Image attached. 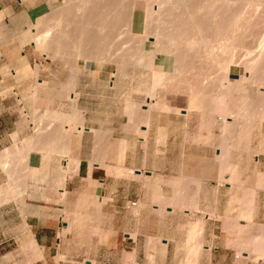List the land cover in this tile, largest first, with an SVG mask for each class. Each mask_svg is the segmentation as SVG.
Returning <instances> with one entry per match:
<instances>
[{
  "label": "rangeland",
  "instance_id": "obj_1",
  "mask_svg": "<svg viewBox=\"0 0 264 264\" xmlns=\"http://www.w3.org/2000/svg\"><path fill=\"white\" fill-rule=\"evenodd\" d=\"M147 1L146 0L141 1L140 5H137V3H135L133 0H128L125 2V4L127 5H131L132 3L137 5L136 7L137 9L134 14L135 15L134 26L132 27V19L128 21L129 23L128 22L122 24L115 23L116 27L114 28V32H113L115 33V35L111 33L112 39L109 40V43L111 46L117 45V47L113 46L114 48H110L109 45L104 46V48L106 47L104 49L106 50L104 51L106 55H104L103 53L104 56L102 55V57L101 54L100 55L98 54L99 53L98 50L95 51L94 47L98 48L96 46L93 47L89 46V49L91 47L94 49L93 50L91 48L92 51L91 53L94 54H90V58H85L83 56L79 57L78 55V59H77V56L73 51L74 47L71 46L68 47L69 50L66 49L65 52L63 51L64 53L62 54H59V51H57L56 54L58 55L54 53V50L56 51L55 47L51 46L47 49V51L51 49L47 53L44 47L32 43V38H31L32 28L47 30L50 27L52 28L53 26L52 28L53 32H57V30L63 31L65 27L67 29V30L65 29L66 31H68L70 27V30L68 31L70 32L72 31L71 29H74L76 27L75 30L79 29L77 30V32L79 31V34L76 33L79 36V37L77 36V40H79L80 33L81 32L83 33V30L85 28L81 29L79 26L80 24L76 25V23H74L73 21L72 22L74 25L72 23H69L71 21L65 19L63 16L61 17V15H63L64 13H68L69 15H71L70 13H72L71 15L72 18L73 15L78 16L79 14L80 17L78 16L77 18H81L82 14H83L82 17L83 16L94 17L96 15H99L101 10V7L98 6V4L96 6L99 8L93 6L89 9L88 7L84 6L86 8L83 7V10L85 9L86 10L83 13L82 8H80L81 11H79L80 9L78 8L79 10H77V8L75 7L77 12L72 10L74 7L72 9L70 7L68 8L67 5L69 3V0H60V3L51 11V13L46 15V17L45 16L42 17V19L44 18L43 19L44 21H42V19L41 20L38 19L36 21L37 25L40 24L41 28L40 26H37L35 22L34 24H30L27 29L15 31L10 29V27L6 24L4 20L0 23V65L2 64L5 66L4 70H6L7 76L11 78L10 81H13L11 84L8 85L7 93H9L12 97H14L15 100L20 99V102H26L27 111H26V115H23L25 119L24 120L25 124L28 125L30 122L32 123L34 122V124H37L36 138L39 140L37 145L38 144L40 145L42 151L44 150L49 151L48 152L49 157H45L44 159L51 161L49 163L53 162L54 164L55 160H59V159L60 161L63 160L66 152L65 149L66 150L68 149L67 147L70 146L71 140L74 145L75 144L74 139H77L76 135L79 136L83 133V132L79 133L76 129L78 122L77 124L76 123L70 124L73 111L76 110V108L75 107L73 108L68 103L69 101L71 102L73 100L70 98L69 90L65 88L64 83L56 82L55 85H58V88H56V93L50 92V88H49L51 85L50 83H44L43 85L39 84L38 79H40V77L38 72L44 70L45 68H49L48 63L51 60L54 61L53 69L60 71L61 74L64 73V71H68L73 75H76L77 72L80 71V69L86 68L85 67L86 65L87 68H93V69L104 68V70H106V72H109V74L112 75L113 73L112 76L114 77L113 79L115 81L114 83H116V87H115L116 90L110 93L109 100L114 102L119 101L122 104V107H124V110H122V114H123L122 121L129 120V122L132 123V115H129L127 112L128 111L127 103L132 102V99L135 98L137 100L138 97V100L136 101V106L141 111L143 105L147 104L148 96H151L150 93L153 90L152 93H154L155 95L154 97L156 98V101L160 104L154 107L151 112H154L155 114H163L164 116L162 118L163 121L164 118L167 116H169L171 120L172 119L175 120L176 117H180L181 120L184 119L181 121V124L183 125L186 124L188 126L187 128L189 131L194 129L196 132L198 127L199 134L195 133L193 135L195 137L194 138L195 143H199L201 146H203L202 144H204L206 147H211L216 149L217 177H216V181L212 182L211 184L199 182L200 186L197 189L196 185L199 184L198 183L196 184L194 182H198V181H194L188 178L185 179H171L169 177L162 178L160 175H155L150 182H148L150 180L149 178L142 176L146 181L143 183V185L141 182H138L137 188L135 190H132V185H131L130 194L133 196L135 200V202L133 203L131 202L130 204H128V207H131L129 208L131 214L127 215L126 213V215L123 218H121V221L117 225L120 226L121 229L125 230L126 232L128 231V228H130L133 231V233L139 232L141 234L140 238L137 241L138 249H139L138 256L136 255L135 252H133L134 246L132 245V253L124 252L123 247H121L120 250H115L114 252L111 253L108 252H101V253L92 252V253H76V254L74 253L72 255L73 257L58 255L55 258V264H199L200 262H204L208 260L206 246H209V243L207 242L205 237L206 233H208V225H206L205 217L209 214L212 215L213 217H216L217 219V222H215L217 226L216 229L217 234H219V232L221 233V231L225 232V230H231V232H234L235 230L240 229L238 233L240 236L239 239L243 244V246L246 247L245 248V250H247L246 253L250 252L248 253L250 255V258L244 259L243 256L247 257L245 255H242L245 252L239 253L240 254L239 256L241 258L240 260L239 259L237 260L238 262L236 264H242V262H244L245 264H252V263L254 264L258 262L264 254V252L261 253L262 250L264 251V225H262L264 223V176H263L264 175V110L261 109L262 99L260 98L258 99V97H260L259 96L260 91H257L253 86H249L250 84L248 83L246 76L243 77V68H235V67L232 68V71L228 74V80L231 81V83L235 84L236 86L239 85L238 87L236 86L233 87L234 91H232V94L234 96L232 95V97L235 98V100H237L236 101L237 103H241V105H243V102L241 101L243 96L244 98L246 99L248 98V100H251V103L249 104L250 108L245 120L241 121L240 120L241 118L239 117H238L239 120L237 119L229 120V122H233V123L231 124L232 128H230V125H229L230 129L227 128L228 134L222 132L220 127L222 118L216 117V114L214 112L213 113L205 112V114H203L202 111L196 110L194 112L189 113V115L186 116V112L184 111H177L174 109L173 110L164 109L165 108L164 105H170L172 107H176L181 110L189 108L190 106L189 96H188L189 94H187L186 92L184 96H180V94H183L180 90L189 89V85L190 86L191 84L192 86L194 85L193 80L197 78L196 76L197 74H195L196 73L195 71L198 72L199 70L198 75L200 74L201 63L204 62V60H202L201 58L205 59V61L206 58H204L203 56L201 58L199 57V59L203 61L200 64H199L200 61L198 59H197L198 62L197 60L195 61V63L199 65L198 67L195 65V63L193 65L187 64L188 65L187 69H185L186 68L185 67L184 68L185 72H184L183 70H180V67H178L179 65L178 62L176 63L175 56H173L171 53L170 54L167 53L170 56L168 59L167 55L160 52L158 53L156 52L155 57L159 55V60L156 63L154 62V65L152 66L153 71H157L158 73L163 69V71L169 72L170 75L172 74L174 77V78L172 77V79L175 80L172 83L171 82L172 80L171 81L167 80L168 78H165L167 81L162 79V81H160V83L156 85V88H154V84H155L154 76L156 74L155 73L152 74V69H150V67L146 63L147 60H145L146 62H144L145 63L144 65L138 64L137 61L134 62L132 61L133 63L132 62L123 63L121 61L122 57L127 55L131 57L135 45L138 44L139 39H141L139 34L143 29V11H144V7H146ZM162 1L163 0H158L157 7L161 5L160 2ZM208 1H210L211 4L212 2L217 3L218 1L226 2V0H208ZM230 1L231 4L234 3V5L238 7L239 5H241V1L243 0H228L227 4H229ZM238 1L240 4L238 3ZM260 1L264 2V0H260ZM191 2L195 5H198L199 3L203 4L202 0H191ZM154 3L157 4V1H154ZM201 4H199L198 6L201 7ZM161 6L163 10L162 12L164 14L161 13L160 18L162 17L161 19L163 20L166 17L164 16L165 15L164 11L166 7H164V5ZM118 9H122V8L120 7ZM200 9L202 10V7L201 8L198 7V9H196L199 10V14L202 13L203 11V10L201 11ZM116 13L117 12L115 13L113 12L112 14L113 19L114 17H116ZM130 14L132 15V13ZM52 16L54 17V19H50L52 18ZM59 21H61V23ZM50 22L52 25L51 24L49 25ZM57 24L58 26H54ZM68 24L69 26H67ZM54 28L56 29V31L54 30ZM75 30L73 31L76 32ZM106 30L110 31L108 28ZM98 31L99 30H97V32ZM261 31H260V35H261ZM120 35L121 36L124 35L125 42L124 41L121 42L122 38H120L121 39L120 41H117L119 38V37L117 38V36ZM52 36L53 34L49 37L48 41H50ZM262 36H264V34H262ZM262 36L260 38H263ZM151 40L152 39H150L145 43L144 45L145 50L153 49V45H152L153 40L152 41ZM133 41L135 42L133 43ZM222 41L224 42V44H226V39L225 41L224 40ZM106 42H108V39ZM107 47L109 48L108 50ZM236 50H238L236 52L237 57L238 55L242 56L241 54L243 53V50L239 48H237ZM125 52L127 54H125ZM43 53L44 54L47 53V54L44 55ZM1 59L5 61H1ZM39 59H42L44 61V66H42V69L39 67L37 75H35L36 74L35 69L38 67L37 63H39L35 61ZM11 63L14 64V67H11L10 65ZM16 63L20 64V69H18L17 66L15 67ZM175 65L178 67V69L176 68ZM194 65L195 67H193ZM188 67H193V70L196 69L194 71L195 73L193 72L192 74V72H190L192 69L190 70V68ZM259 67L260 65L258 64L257 68ZM197 68L199 69L197 70ZM209 68L211 70V67ZM209 68L206 67L207 70H209ZM188 69L190 70L188 74L191 75H187L188 71L186 72V70ZM205 71L206 70H204V72ZM21 73L26 74L29 80L23 81ZM210 76L211 78L213 77L214 80L215 78L218 77V76L215 77V74L214 76L213 74H211ZM197 79L195 80L196 82L199 81V79L198 80ZM187 80L190 82H187ZM74 81L75 78L73 80V83ZM183 83L185 85H183ZM188 83L189 85H187ZM240 84L243 86L240 87ZM244 87H247L246 93L245 92L243 93L242 90H241L242 92L240 91V89L241 88L244 89ZM236 89H238V91ZM176 90L177 91L179 90L178 93L180 94H178ZM39 91H42L43 93L40 94ZM239 92L242 94H240ZM261 92H264V89H262ZM38 102L44 106L52 105L53 110L52 111L44 110L41 111L40 114L39 113L40 110H38V108L36 109V104L38 105ZM245 106L248 107V105ZM67 107L68 108L71 107L70 109L72 111L70 110L68 111L70 114H67L68 113L66 110ZM128 109H130L129 112H131L132 105ZM38 113L40 114V117ZM184 114L186 117L183 116ZM53 115H56V117L53 118L52 117ZM65 117L68 118L67 121L65 120L66 119ZM37 121L41 122L42 126L39 127ZM68 124H70L69 127L72 128L74 127V130H73V134L69 136H65L64 133L68 128L66 127V125ZM37 128H40L41 130H38ZM56 128L58 130L56 135L57 147L54 146L52 147L51 139L52 136H54L53 132L56 130ZM228 130H232V131L228 132ZM193 133L194 132L192 133L190 132V134ZM244 141L247 144H245ZM225 142H226L225 147H227L226 149L228 155L226 158H222L221 156H219V150H221L222 148L221 145H224ZM47 145H49V147ZM125 147H126V143L122 142L121 150L125 149ZM13 148L16 149L17 151L20 150L24 151L23 149L25 150L29 149L30 152L26 151L25 154L28 155L27 156L28 161L25 160L26 159L25 156H24L25 158L18 157V159L17 158L10 159L11 166L8 169L0 161V188L15 186L14 188L16 190V193L19 191V193H17L19 196H17V194L15 193L16 195L14 198H12V200L0 204V215L4 213L6 215V220H7V222H5L4 224H2L0 220V229L2 228L1 225H3L5 229H9V227L12 228L14 225L16 226V224H18L12 222L11 221L12 218L7 217V215L11 216L19 213L21 217L24 218L25 215L27 214V210L28 213L33 212L32 210L33 205H40L47 203H49L50 205L51 203H53L54 197H56V201L59 202L60 205H62L61 210L59 211V215L61 217V223L62 224L68 223L69 225L68 231H73L77 233L78 236H80V238L82 239L81 241L82 243L86 241V236L89 235V232L96 233L98 235L100 226L102 224V222L100 221V217L96 213L91 214L90 215L91 217H89V215L87 216L83 214L85 210L96 209L95 207L97 206L95 205V200L90 199L88 197L86 198L85 196L78 194V195H74L73 205L71 206L70 204H67L66 206L65 205L66 203H70V193H67L66 199L64 201L62 199L61 194L63 193L64 187L61 186V182L62 179L64 178V171L74 172L75 171L74 166L76 165L72 164V162L70 161L69 168L67 167L68 168L67 169L64 167V165H62V163H59L58 168L53 167V169L49 168L50 171L49 169H46L40 172L39 169L33 167L29 163V155H30L29 153H31L34 150V148H32L31 145L20 146L18 142H15ZM13 148L12 149L9 148V151H15L13 150ZM198 148L202 149V147H198ZM54 153H59L61 155L60 158L54 159L50 157V154H54ZM14 159H17L18 162H16V160L14 161ZM174 164H175V159H174ZM10 171L14 172L13 176H11L12 174ZM122 177L130 178L132 177V174H128V176H122ZM13 178H15L16 180ZM23 178L25 180H23ZM182 185H184V190L181 189ZM164 186L168 187V189L164 188ZM58 188L60 190L62 189V191H59ZM125 192L127 194L128 191ZM183 195L185 197H183ZM168 207L172 208V210H169ZM251 209H253L254 211ZM170 215H172V217H170ZM245 216L248 217V219H246ZM239 219L240 220L246 219L247 221L246 223H241ZM197 220L202 221L201 223L199 221V223H200V227H202L203 230L199 229L196 232H200V233L199 234L196 233L197 235H193L190 232L191 231L190 226L193 222ZM243 224H245L246 226H244ZM21 229L25 233L29 232V228L25 222L23 223V228ZM224 232L223 235H225ZM151 234H155L156 236L148 237V235ZM162 234L171 235L170 238L175 241L174 245H172L170 248L169 254H166V252H164V250L162 249L163 243L165 242ZM123 237L124 235L121 236L122 240ZM1 241L2 240L0 239V264H34L38 259H40L39 257H42L39 256L40 251L38 250V247L36 248L30 245L31 242L30 240H28L27 234H26V238L23 239L22 242L20 243V247L7 246L6 242L3 245H1ZM189 241L191 243H189ZM193 247L195 249L197 248L196 251ZM88 261H92V263H89Z\"/></svg>",
  "mask_w": 264,
  "mask_h": 264
},
{
  "label": "crops",
  "instance_id": "obj_2",
  "mask_svg": "<svg viewBox=\"0 0 264 264\" xmlns=\"http://www.w3.org/2000/svg\"><path fill=\"white\" fill-rule=\"evenodd\" d=\"M59 3L60 0H0V23L4 20L10 29L15 31L27 29L39 18L51 13ZM158 60L159 55L154 58V62L156 63ZM1 61L5 60L1 59ZM35 62H39L37 65L42 69L44 61L39 59ZM48 64L49 68L40 69L41 71L38 72L39 84L50 83V92L56 93V88H58V85H55L56 82L64 83L65 88L69 90L70 97L76 98L75 102L69 101L68 103L80 112V120L76 129L79 133H83L79 136L76 135L77 139H74V145L71 140L68 147L69 153L65 150L63 160L60 161L61 155L59 153L50 154V157L59 159L55 160L54 164L53 162L49 163L51 162L49 160H44L45 157H49V151H42L40 145H37L39 141L36 138L35 126L37 124L34 125V122H30L29 126L25 124L23 115H26L27 104L20 102V99L15 100L7 93V87L13 81H10L11 78L7 76L6 70H4L5 66L1 64L0 152L12 148L15 142H18L20 146L31 145L34 150L29 155V163L39 169L40 172L49 168L53 169V167L58 168L59 163L67 168L71 159H78L79 164L75 171L66 172L64 190L70 193V203L65 205L70 204L72 206L74 195L78 194L94 199L96 209L85 210L89 214L85 211L83 214L91 217V214L96 213L102 224L98 235L89 232L86 241L82 243V239L77 233L68 231V223H61L59 211L62 205L54 197L55 201L53 200L50 205L49 203L33 205V212L28 213L27 210L24 218L19 213L7 215V217L12 218V222L18 224L12 228L9 227V229H5L1 225V245L6 242L7 246L20 247V243L27 234L28 240L30 242L35 241L38 250L42 253V258L34 264H55V258L58 255L73 257L74 253H111L120 250L121 247H123L124 252L132 253V245L134 246L133 252L138 256L137 241L141 234L139 232L133 233L130 228L126 232L117 225L126 213L127 215L131 214L129 209L131 207H128V204L135 202L130 194L131 185L132 190H135L138 182L143 185L146 181L142 176L149 178L148 182H150L155 175H160L162 178L197 180L199 184L196 185L197 189L200 186L199 182L211 184L216 181L217 177L216 149L195 143L193 135L199 134L198 127L196 132L194 129L189 131L186 124H181L184 119L181 120L180 117H176L175 120H171L167 116L163 121V114H155L154 112L148 114L144 106L140 111L136 107L138 97L137 100L136 98L132 99V111L129 112L130 109H127L128 114L132 115V123L129 120L122 121L124 107L119 101L109 100L110 93L116 90L113 73L112 75L109 74L104 68L93 69L87 68L86 65V68L80 69L76 75H73L68 71L61 74L60 71L54 70L53 60ZM10 65L14 67V64L11 63ZM16 66L20 69L19 63H16ZM21 74L23 81L29 80L26 74ZM39 92L40 94L43 93L42 91ZM37 108L40 110V114L44 110H53L52 105L44 106L39 102L38 105L36 104ZM70 108H66L67 112L72 111ZM183 116L186 117L185 114ZM52 117L55 118L56 116L53 115ZM65 118L67 121L68 118ZM70 124L66 127H69ZM40 125L41 123L39 127ZM73 130L74 127L72 134ZM190 132L194 133L190 134ZM122 142L126 143L124 151L121 150ZM197 146L202 147V149ZM148 172L151 175H147ZM128 174H132V177H122L128 176ZM194 183L197 184V182ZM164 188L168 189L166 186ZM181 189L184 190V185ZM58 190L61 191L59 188ZM125 191H128L127 194ZM168 209L172 210L169 207ZM0 220L2 224L7 222L4 213L0 215ZM24 222L29 228L27 233L21 229ZM205 222L208 225V233L205 236L209 243V246H206L209 249L206 250L208 260L199 264H236L237 260L241 258L239 252H247L246 247L239 239V229L234 232L225 230V232L221 231L217 234L216 217L209 214L205 217ZM122 235H124L123 240L121 239ZM150 236L155 237L156 235H148V237ZM162 236L165 241L162 249L166 254H169L175 241L170 238L171 235L169 234H162ZM263 252L262 250L261 253ZM243 258L249 259L250 257L243 256ZM263 261L264 257L254 264H264ZM88 262L91 263L92 261ZM242 264L245 263L242 262Z\"/></svg>",
  "mask_w": 264,
  "mask_h": 264
},
{
  "label": "bare ground",
  "instance_id": "obj_3",
  "mask_svg": "<svg viewBox=\"0 0 264 264\" xmlns=\"http://www.w3.org/2000/svg\"><path fill=\"white\" fill-rule=\"evenodd\" d=\"M126 1H128V0H88V1H86V0H69L67 7L68 8L70 7L71 9L74 7L72 9L74 11H76L75 7L77 8V10H79L80 8H82V10H83L84 6L88 7L89 9L93 6L97 7L96 6L97 4H98V6L101 7L99 15H96L94 17H91V16H88V17L83 16L82 17V15H83L82 14L81 18H77L78 16L80 17V14H79L78 16L73 15V18H72V16H71L72 13H70L71 15H69L68 13H64L63 15H61V17L63 16L65 19L71 21V22L68 21L69 23L73 24V22H74V23H76V25L80 24L79 26L81 29L85 28L83 30V33L82 32L80 33V39L77 40V36H78L77 34H79V31L77 32V30H79V29L75 30L76 27L74 28L70 24L74 28V29H71L72 31H70V32H68L70 30V27H69L68 31H66L67 30L66 27H65L66 30L63 29L64 26L62 27L63 31L57 30V32H53V29H52L53 26H52V28L50 27L47 30H40V29L32 28L31 29L33 31V32L31 31L32 43L44 47L46 51L49 47L54 46L56 49V51L53 49L55 54L57 51H59V54H62L65 52L66 49H68V47H70V46L74 47L75 50L73 48H70V49H73V51L75 52V55L77 56V59H78V55H79V57L83 56L85 58H90V54H94V53H91L92 52L91 48L93 46H96L98 48L94 47L95 51L98 50L99 51L98 54L99 55L101 54V57H102L104 51H106V50H104L106 48V47L104 48V46L109 45L110 48H114L113 46H115V45L111 46L109 43V40L112 39L111 33L114 32V28L116 27L115 23H119V24L127 23L128 21H130L132 19V27L134 26V21H135V15L134 14H135V11L137 9L136 7H137V5H140V2L143 0H133L135 3H137V5H135L133 3L131 5H127V4H125ZM154 1H157V4H155L156 2L154 3ZM202 1H203L202 2L203 4H201V3H199V4H201L203 11L201 9L200 10L202 11V13L203 12L204 13L199 14V10H196V9H198V7L199 8H201V7L198 6L199 4L198 5L193 4L191 2V0H163L162 2H160V4L164 5V7H166V9L163 8V9H165V11H164L165 15L164 16H166V17L162 20L161 19L162 17L160 18V15H161V13H163L162 12L163 10H162L161 5H159L157 7L158 0H148L146 3V7H144V11H143V29L141 30V33L139 34L141 39H139V41H138L139 43L135 45L132 56L130 57L129 55H127V56L122 55L123 57L120 56V57H122V60L121 59L120 60L123 63L137 61L138 64H143V65L145 64L144 62H146L145 60H147V62H146L147 65L150 67V69H152V66L154 65V58H155L156 52L157 53L160 52V53L167 55L168 59L170 57L168 54L171 53L173 56H175L176 63L178 62V64H179L178 67H180V70H183V71H184L185 67H186L185 69H187V66H188L187 64L193 65L197 59L200 61L199 62V64H200L201 62H203L202 60H204V62L201 63V67H200L201 71H200L199 75H198V73H199L198 69L199 68H197L198 72L195 71L196 69L193 70V67H195V65L197 67L199 66V65H197V63H195V65L193 67H188V68H190V70L192 69L193 71L192 70L190 71L189 69L186 70V72L188 71L187 75H191V74H188L189 71L192 72V74L194 71L196 72V73L195 72L194 73L197 74L196 76L199 79V81H197V82L195 81L197 78L195 80H193L194 81L193 86H195V87L192 86V84H191L192 82H191L190 84L192 87L188 83L187 85H189V89L180 90L183 94L178 93L179 90L178 91L176 90L177 93L180 94V96H184L186 92H187V94H189L188 95L189 96V102H190L189 108L181 110L179 108L172 107L170 105H164L165 106L164 109H172V110L174 109L177 111H184V112H186V116L189 115V113L194 112L196 110L202 111L203 114H205V112L206 113H211V112L213 113L214 112L216 114V117L222 118L221 126H220L222 132L223 133L225 132L226 134H228L227 128H229V125H230V128H232L231 124L233 123V122H229V120H236V119L239 120L238 117L241 118L240 119L241 121L245 120V118L247 117L249 108H250L249 104L251 103V100H248V98L246 99L243 96L241 99V101L243 102V105H241V103H237L236 102L237 100H235V98L232 97V95H233L232 91H234L233 87H235L236 85L231 83V81L228 80V74L232 71L233 67L243 68V77L246 76L248 83L250 84L249 86H253V87H255V89L257 91H260L259 92L260 95L258 94L260 97H258V99L259 98L262 99L261 105L264 108V94H262L264 92H261V90L264 89V36H262V34H264V32H263L264 31V2H262L260 0H243V1H241L242 7H241V5H239L237 7L234 5V3L231 4V1L229 4H227L228 0H226V2L225 1H221V2L218 1L217 3L212 2V4L208 0H202ZM238 3H239V1H238ZM128 4H129V2H128ZM196 6H198V7H196ZM86 7H84V8H86ZM120 7L122 9H118ZM88 8H87V10H88ZM97 8H99V7H97ZM85 10H83V13L85 12ZM79 11H81V9ZM61 12H64V11H61ZM76 12H74V13H76ZM113 12L114 13L117 12L116 17H114V19L112 18ZM130 13H132V15ZM41 19H42V17L39 18V20H41ZM43 19H42V21H44ZM50 19H54V17L52 16V18H50ZM50 19H49V21H50ZM59 22L61 23V21H59ZM59 22H58V24H59ZM40 23H41V21H40ZM62 23H63V21H62ZM64 23H66V22H64ZM50 24H51V22L49 23V25ZM58 24L54 25V26H58ZM107 24H109V25H107ZM36 25H37V22H36ZM37 26H40V24ZM67 26H69V24ZM97 27L100 29H98ZM40 28H41V26H40ZM95 28L99 31L97 32V30ZM107 28L110 31L106 30ZM54 30L56 31L55 28H54ZM73 30H75L76 32H74ZM259 30L260 31L262 30L261 35H260ZM64 31H66L68 33L64 32ZM52 34H53V36L51 37L50 41H48L49 37ZM113 34L115 35V33H113ZM261 36L263 38H260ZM117 38H118V40L116 39L117 41H120L121 40L120 38H122L121 42L124 41V35L117 36ZM107 39H108V42H106ZM150 39L153 40V41L151 40L152 45H153V49L145 50L144 45ZM225 39H226V44H224V42L222 41V40L225 41ZM135 41H136V39H135ZM135 41H133V43ZM171 44H172V46H171ZM89 46H92V47L89 49ZM115 47H117V45ZM237 48L243 50V53L241 52L242 56L238 55V57H237V55H236V52L238 51V50H236ZM108 49L109 48L107 47V50ZM49 50H51V49H49ZM49 50L47 51V53L49 52ZM46 54H44V55H46ZM95 54H96V52H95ZM111 54H112V52H111ZM125 54H127V53L125 52ZM56 55H58V54H56ZM104 55H106V54L104 53ZM94 56H92V57H94ZM202 56L204 58H206V61H205V59L201 58ZM199 57L202 60L199 59ZM198 60H197V62H198ZM187 61H189V62H187ZM258 64L260 65L259 68H257ZM178 67L176 66L177 69H178ZM206 67H208V68L211 67V70H213V71H211L210 68H209V70H207ZM130 68H132V67H130ZM38 70H39V66L35 69V73H36L35 75H37ZM204 70H206V71L204 72ZM154 73L156 74L155 76L152 75V76H154V83H155L154 88H156V85L158 83H160V81H162V79L166 80L165 78H168L167 80H169V81L172 80L171 81L172 83H173V81H175L174 79H172L173 75L172 74L170 75V73L167 71H163V69H162V71H159L158 73H157V71H153V69H152V74H154ZM179 73H180V71H179ZM174 74H175V72H174ZM211 74H213V76L215 74V77L218 76L217 78H219V77L220 78L219 79L215 78V80H214L213 77L211 78V76H210ZM175 76H177V75H175ZM187 82H190V81L187 80ZM163 83H164V81H163ZM152 84H153V81H152ZM183 85H185V84L183 83ZM238 86H236V87H238ZM241 86H243V85L240 84V87ZM177 87H179V86H177ZM246 88L247 87H244V89L241 88L240 91L242 90L243 93L244 92L246 93ZM177 89H179V88H177ZM236 90L238 91V89H236ZM152 91L150 93L151 96H148L147 104L143 105L144 107H146L147 110L146 109L145 110L147 111L146 113H148V114L152 111V109L154 107H156L160 104L156 101V98L154 97L155 95H154V93H152ZM155 91H156V89H155ZM240 94H242V93H240ZM70 98L73 101H76V98H72V97H70ZM259 102H260V100H259ZM131 103L132 102L127 103L128 108L131 107V105H132ZM234 103H235V105H234ZM245 105H248V107ZM262 106H261V109L264 110L262 108ZM77 111H78L77 109L73 111V115L71 117L70 123H76L77 124V122H79L78 120L80 117L79 116L80 112L78 113ZM203 114H202V116H203ZM255 118H256V115H255ZM213 120H215V119H213ZM207 125H210V124H207ZM236 125H237V123H236ZM40 126H42V124ZM55 127H57V126H55ZM37 129L41 130L40 128H37ZM57 131L58 130L56 128V130L53 132L54 136H52V139H51V146L52 147L53 146L57 147V144H56V142H57L56 141ZM229 131H232V130H228V132ZM64 134H65V136L71 135L72 134V127H68ZM67 139H69V138H67ZM244 143H245V141H244ZM225 144H226V142L224 143V145H221L222 148H221V150H219V156H221L222 158H226L228 155L227 149H226L227 147H225L226 146ZM245 144H247V143H245ZM47 146L49 147V145H47ZM22 148H24V147H22ZM63 148H65V147H63ZM13 150H15V151H9V149H4L3 151L0 152V161H1V163H3V165H5V167H7V169L11 166L10 165V163H11L10 159H12V158L18 159V157H20V158L26 157L25 160H27L28 155H25L26 151L30 152L29 149H26V150L23 149L24 151H21V150L17 151L16 149L13 148ZM67 152H68V149H67ZM228 153H229V151H228ZM17 159H14V161L16 160V162H18ZM19 160H21V159H19ZM71 162H72V164H75L76 166H78V164H79L78 159L77 160L72 159ZM21 163H22V161H21ZM23 165H21V166H23ZM67 165H68V163H67ZM67 165H66V167H67ZM69 165H68V168H69ZM76 166H74V167L76 168ZM102 167H104V166H102ZM66 172H68V171H66ZM66 172L64 171V178L62 179V182H61V186H63V187L65 186ZM130 172H132V171H130ZM143 172H145V171H143ZM11 174H12L11 176H13L14 172H11ZM13 179H15V178H13ZM23 180H25V179L23 178ZM194 181H197V180H194ZM14 187L8 186V187H1L0 188V204L7 202L9 200H12V198H14L17 193H19V191L16 193V190ZM63 187H61V188H63ZM61 191H62V189H61ZM61 195H62V199L64 201L66 199L67 192L63 189V193ZM17 196H19V195L17 194ZM183 197H185V196L183 195ZM168 202H169V200H168ZM251 210H253V209H251ZM242 217H244V216H242ZM245 218L248 219V217H246V216H245ZM246 219L245 220L242 219L241 222H243V223L246 222L247 221ZM199 221L200 220H197L191 224V226H190L191 234L197 235L200 232H196V231H198L199 229L203 230V228L200 227V223L202 221H200V223H199ZM241 226H243V225H241ZM244 226H246V225L244 224ZM187 242H188V240H187ZM189 243H191V242L189 241ZM189 243H187V244H189ZM30 245L33 247H36V248L38 247L36 245L35 241L31 242ZM150 245H152V244H150ZM196 249H195V251H196ZM34 250H36V249H34ZM37 253H38V251H37ZM248 253H250V252H248ZM244 254H245V256L249 255L246 252ZM39 256H42L41 252H40ZM249 257H250V255H249ZM262 257H264V254ZM39 258H42V257H39ZM35 259H36V256H35ZM257 259H259V258H257Z\"/></svg>",
  "mask_w": 264,
  "mask_h": 264
},
{
  "label": "water",
  "instance_id": "obj_4",
  "mask_svg": "<svg viewBox=\"0 0 264 264\" xmlns=\"http://www.w3.org/2000/svg\"><path fill=\"white\" fill-rule=\"evenodd\" d=\"M147 175H151V173H150V172H148V173H147Z\"/></svg>",
  "mask_w": 264,
  "mask_h": 264
}]
</instances>
